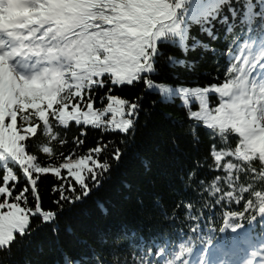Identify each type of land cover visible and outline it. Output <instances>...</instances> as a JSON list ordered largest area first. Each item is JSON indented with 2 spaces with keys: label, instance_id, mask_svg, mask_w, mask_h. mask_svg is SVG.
I'll return each mask as SVG.
<instances>
[{
  "label": "snow or ice",
  "instance_id": "6c2138e0",
  "mask_svg": "<svg viewBox=\"0 0 264 264\" xmlns=\"http://www.w3.org/2000/svg\"><path fill=\"white\" fill-rule=\"evenodd\" d=\"M217 25L226 53L214 46L221 42ZM193 52L205 54L200 60L212 55L216 83L200 85L181 73L195 74ZM161 57L178 84L155 79ZM134 84L143 89L132 101L111 94ZM149 94L159 100L145 108ZM212 96L219 97L215 107ZM177 100L196 152L164 173L177 182L170 203L157 191L136 201L140 215L160 218V229L147 238L127 225L101 232L98 242L110 240L111 247L99 252L79 240L91 255L73 254L57 241L56 264H129L121 260V243L134 250L131 264H264V0H0V264L12 259L14 246L32 245L45 226L59 236L58 218L111 179L136 146L141 111L146 127L157 103ZM73 123L80 131L65 151ZM86 127L101 136L80 152ZM112 133L124 147L109 152L114 142L103 137ZM202 133L210 141L203 152ZM144 166L151 171L150 161ZM50 174L58 179L51 189L55 209L43 206L38 187Z\"/></svg>",
  "mask_w": 264,
  "mask_h": 264
},
{
  "label": "trees",
  "instance_id": "16d2710c",
  "mask_svg": "<svg viewBox=\"0 0 264 264\" xmlns=\"http://www.w3.org/2000/svg\"><path fill=\"white\" fill-rule=\"evenodd\" d=\"M217 28L221 33V42L214 46L226 53L227 47L223 43L224 30L220 25H217ZM198 31V28L194 27L192 34L195 35ZM240 31L238 28L229 37V41L235 39ZM201 38L207 39V37ZM176 51L173 48H166V54ZM177 54L179 55V53ZM201 55L205 54L203 52H193L191 54L193 59L199 61V67L196 68L195 74H188L183 69L180 70L181 73L186 75L187 80H194L200 85L216 83L217 81L214 77L217 76V70L212 55L208 53L205 59L200 60ZM221 63L225 67L227 66L225 60L222 59ZM157 67L161 75L155 79L160 82L179 83L172 80V69L168 68L163 57L158 59ZM203 73H209V75H203ZM223 79L224 73L221 72L220 81L222 82ZM142 89V84L123 85L115 88L111 94L119 95L132 101L141 94ZM104 91L106 89L97 92L94 98L95 107L102 106L99 96L103 95ZM152 100H159V97L151 94L146 95L142 102L144 107L147 108ZM210 101L211 105L216 104V96L210 97ZM179 104V100L175 104L157 103L151 117L147 118L146 127L143 126L146 117L144 112L141 111L136 131V146L125 152L121 158L119 167H114L111 179L105 180L102 186L99 189H95L82 204H78L73 212L64 213L58 218L59 236L51 232L50 225L45 226L44 229L33 237L34 242L32 245L21 248L14 246L13 257L7 264H25L26 259L30 260L31 264H56V261L60 259L57 241H59V246H62L73 254L91 255L88 245H91L98 252L102 247H111L110 240L104 246L98 242L97 236L99 233L107 231L115 234L125 225L132 228H142L143 235L146 238L158 231L161 227L160 218L155 215L149 218L147 213L140 215L138 212L139 206L136 201L138 196L145 192L157 191L165 196L167 203H170L172 186L177 182L174 177H166L164 173H172L181 165L189 163L192 154L196 152V149H193L191 145V138L186 135L188 127L186 111L179 107ZM79 131L80 129L74 123L66 130V137L69 143L65 151L71 150L74 147L71 141L73 137L78 136ZM85 131L87 135L80 137V139L85 141L83 148L78 149L80 152H85L88 148L94 147L101 136L99 130L90 127H86ZM103 139L105 142L109 140L114 142L110 146L109 152L117 146L124 147L119 144L121 136L118 133L104 135ZM202 139L204 143L200 146L201 152L205 151L210 144L207 136H204L203 133ZM101 159H103V154ZM145 160L151 162V171L145 169ZM150 180L156 181L154 186L149 183ZM57 183L58 179L50 174L42 177L38 185L43 196V206L45 208L55 209V205L51 201L56 199V197L52 194L51 189ZM126 185L130 187H126ZM148 199V197H145L146 202ZM98 201L108 210L107 214L99 207ZM232 209L240 210L235 204L232 205ZM219 220L221 222L218 227L223 223L222 219ZM36 222V220H33V225ZM215 222L217 223V220ZM69 227L72 229V232L66 230ZM79 240H86L88 245L79 244ZM41 248L42 251L40 250ZM121 249V260L126 258L130 261L132 252L129 250V246L121 243ZM104 256L105 260H112V257L107 253H104Z\"/></svg>",
  "mask_w": 264,
  "mask_h": 264
},
{
  "label": "rangeland",
  "instance_id": "374dc122",
  "mask_svg": "<svg viewBox=\"0 0 264 264\" xmlns=\"http://www.w3.org/2000/svg\"><path fill=\"white\" fill-rule=\"evenodd\" d=\"M211 104H212V103H211V101H210V106H211ZM216 106H217V105H216ZM212 107H215V106H212Z\"/></svg>",
  "mask_w": 264,
  "mask_h": 264
}]
</instances>
